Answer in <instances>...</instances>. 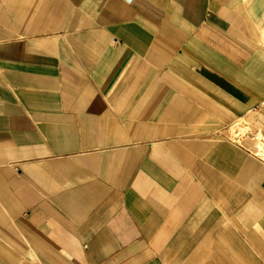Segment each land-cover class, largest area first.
<instances>
[{"label":"crops","instance_id":"1","mask_svg":"<svg viewBox=\"0 0 264 264\" xmlns=\"http://www.w3.org/2000/svg\"><path fill=\"white\" fill-rule=\"evenodd\" d=\"M0 264H264V0H0Z\"/></svg>","mask_w":264,"mask_h":264}]
</instances>
